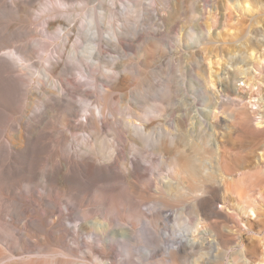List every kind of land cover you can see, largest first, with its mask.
<instances>
[{"label": "rangeland", "instance_id": "rangeland-1", "mask_svg": "<svg viewBox=\"0 0 264 264\" xmlns=\"http://www.w3.org/2000/svg\"><path fill=\"white\" fill-rule=\"evenodd\" d=\"M3 1L14 6L15 0ZM49 1L56 2L57 7L49 14L40 15V10ZM113 1L117 5V15L111 18L106 7L115 6ZM220 1L66 0L65 8L58 5L57 0H33L32 8L23 18H16L17 15L8 9L9 16L5 20L12 23L19 34L11 44L29 48L32 52L29 63H34L30 70L42 71L40 76L34 74L31 77L30 70H19L13 66L12 77L17 80L18 89L15 108L6 110L11 113L6 112L10 116L8 127L16 128L18 122L25 118L30 88L36 87L40 78L47 80L45 68L48 61L63 54L67 70L51 78L53 81L63 80L67 87L62 102L71 108L70 125L75 130L70 132L61 125V111L43 124L38 130L36 143L40 149L32 153L34 160L25 162L30 167L29 176H26L20 173L19 167L23 163L17 157L15 147L5 129L0 128V156L3 169L8 173L3 175L4 195L23 203L19 216L9 214V208H6L0 217V250L5 260L26 264L36 260L49 262L58 257L65 264H173L166 250V247H171L176 249V264H232V252L241 248L248 251V264H264V149L260 145L264 139V124L260 114H256L258 97L264 96V0ZM89 11L103 22L98 35L90 36L93 46L102 40L98 48L100 58H82L88 69L98 76L95 84L92 78L83 76L82 65L69 48H63L60 29L47 31L44 23L52 17L85 16ZM121 22L133 24L136 33L132 36L123 34L117 42L112 36V28ZM249 31L252 33L250 40L246 39ZM70 42L74 47L81 45L75 35ZM45 44L47 47L43 48ZM249 46L254 49L253 54L258 60L249 66L253 75L241 73L238 78L230 79L226 71L232 72L233 66L228 63V56L241 60ZM12 50L11 47L2 50L0 55L4 53L5 59L9 60L5 54ZM196 57L202 64L201 70L210 71L212 83L198 80L193 66ZM10 61L7 62L12 66ZM115 62L123 63L133 73L132 85L126 90L129 97L124 91H114L107 103V121L100 123L99 134L114 144L117 159L104 161L105 164L101 162L102 165L97 162L101 167L98 170V164L89 154L74 153L72 148L78 147L82 135L91 132L89 127L80 125V121H85L84 115L91 112L98 116L96 108L102 100L106 82L111 80V66ZM245 67L243 65L241 69ZM221 79L227 81L234 92L215 99L217 107L208 106L211 101L205 87L217 91ZM223 88L219 86V89ZM127 108H134L141 114L145 112L144 115L148 114L153 119L149 127L151 135L146 142L134 135L129 136L126 128L121 126L119 119L125 117ZM203 109L207 111L202 112ZM178 117L183 121L179 130L176 128ZM63 133L68 135L69 144L60 142V137L65 135ZM173 135L179 137L173 152H182L184 162L178 164L172 173L168 164L173 154H168L167 149L172 146ZM157 138L165 141L164 151L155 149ZM197 140L206 145L219 144L222 158L216 166L227 176L220 184L216 198L206 207V217L195 224L189 216L195 198L189 192V186L199 184L202 177L195 159L198 154L191 144L185 143ZM36 145L34 147L37 148ZM56 150L59 154L54 157L53 166L57 168L67 160L75 176L88 185L92 183L89 169L94 162L92 167L98 171L106 172L108 168L106 173L112 176L109 183L116 188H125L128 168L134 169L137 175L133 178L130 192L145 200L136 198L119 213L126 222H136L138 228L146 227L151 231L156 228L158 236H168L169 241L153 248L149 256L147 242L142 238L108 247L98 241L92 242L85 233H76L74 226L77 223L95 219L103 209L112 210L109 196L104 200L98 195L97 183L86 192L71 189L75 199L66 192H57L60 199L55 201L49 212L43 211L35 200L49 199L43 192L44 182L40 173L50 168V165L45 166L46 160ZM128 159H134L132 166ZM250 163L255 167L250 168ZM14 167H18L17 170H13ZM175 180L182 185L181 190L176 189ZM164 183L167 186L164 187ZM158 200L163 201L164 206L156 204ZM158 211L163 213L157 219ZM111 213L114 225L121 223L117 214ZM167 213L173 215L166 219L164 215ZM37 216L44 231L64 233L63 242L67 247L50 240L44 231L36 228ZM225 226L236 233L226 232ZM208 228L219 230L221 245L229 247L224 249L219 263L213 259L215 246L207 245L202 249L190 246L193 236L195 241H201L197 238L201 235L198 230ZM181 234L184 235L182 245L178 239ZM92 248L104 253L103 258H96Z\"/></svg>", "mask_w": 264, "mask_h": 264}, {"label": "bare ground", "instance_id": "bare-ground-1", "mask_svg": "<svg viewBox=\"0 0 264 264\" xmlns=\"http://www.w3.org/2000/svg\"><path fill=\"white\" fill-rule=\"evenodd\" d=\"M32 1L33 0H15L14 2L13 0L14 6H11L7 4L5 1L0 0V51L8 49L10 47L13 48L12 51L7 52L5 54V56L6 55L8 56L7 58L10 57L11 61L10 59L9 60L5 59L6 57H4V53L3 55L2 54L0 55V128L5 129L6 135L9 137L10 142L15 147L18 155L17 157L19 158L20 162L23 163V166L19 167L21 170L20 173L26 174V176H29L30 167L29 165H25L26 164L25 162L27 160L28 161L34 160L32 153L40 149L39 146L36 145V143L39 134L38 130L41 128L43 124H47L48 122H50L51 118L53 116H56L58 111H61L62 112L61 122H60L61 125L66 127L67 130L69 129L70 132L75 130V128L70 125V117L73 115L71 108H69V106L65 105L62 102V95L66 92L65 90L67 87L63 80L59 79L57 81H53L51 78V76L65 72L67 70V66L64 63L63 54L60 55L58 54L59 57L53 56L50 58V60L48 61V67L45 68V70L47 71V77H48L47 80H43V78H40L38 85L36 87L34 86L35 88L34 87H32V89L30 88L28 94L26 93L27 108L25 109V118L18 122V126L16 128L8 127L10 116L7 114L9 112L6 110H9L11 108L13 110L15 108L14 99L18 89L17 80L12 77L13 68L16 67L19 70L20 69L30 70V68L33 67L34 63H29V61L31 60V53H32L30 52L29 48H27L25 45L23 46L19 44L13 46L11 44L12 40L17 38L19 34H18V30L15 29L14 25L9 21L5 20V17L9 16L8 9L10 8V12L17 15L16 18H23L24 15L30 11V8H32L31 7ZM216 1L221 2L220 0H216ZM57 4L67 8L66 0H57ZM113 4L115 6L106 7V11L108 14H110L111 18L117 15L116 12L117 5L115 1H113ZM56 7H57L56 2L49 1V3L45 4L44 7L40 10V15L49 14ZM44 23H45V29L47 31L60 29L61 31L60 33H62L60 35V38L62 39L63 48L64 49L69 48L71 54L81 63L82 72L84 73L83 76H88L92 78L93 84H95L96 80L98 79V76L95 75L93 71H90L88 69L87 65H85L84 62L82 61V58L85 59L100 58L101 54H99L98 48H100V44L102 40H100V43L95 44L96 46H93L91 45L90 36L98 35L100 28L103 26L102 20H100V18H98L93 11H89L85 16H80V15L75 16L74 14H71L68 17H66V19H64V17L61 18L59 16L52 17L44 21ZM132 26L133 24L131 25L130 23L121 22L116 26V28H112V36L115 38L117 42L120 41V38L123 34L132 36L134 35L135 32V28H133ZM74 35L81 41V45L79 47H74L70 42ZM251 36L252 33L251 31H249V34L247 35L246 39L250 40ZM45 46L46 44L43 45V48ZM253 52L254 49L249 46L245 50L244 56L241 60H235L233 56H228V61H229L228 63H230V66H233L232 72H230L229 70L226 71L230 79L238 78V74L241 73H248L250 75H253V72L249 68V66L250 65L253 66L254 61L258 62ZM7 61H10L12 66ZM238 64L240 65L238 66ZM201 65L202 64L200 60L197 57L196 59L194 58L193 66L195 68V74L198 80L202 82H206L207 84H210V82L212 83V80L210 78V71L201 70L200 68ZM243 65L246 66L245 69H241L243 68ZM111 70H112L111 80H109V82H106V87L102 94V100L99 102L98 105L96 104L97 105L96 111H98V116H95V114L91 112L89 115H84L85 121H80V125L89 127L91 129V132L88 135H82L81 143L78 145V147L74 149L72 148V150H74V153L89 154L96 162V164L100 163L101 165L104 163V161H111L112 159L117 157L116 156L117 149L114 146V144L108 143L107 140L104 137H101L99 134L101 128L100 123H104L107 121V115H106V111H108L107 103L110 99L111 94L114 91H124V94L129 97L128 95L129 93L126 92V90L132 85V78H133V73L129 72L127 70V67L123 66V63L121 62H115L114 64H112ZM41 72L42 71L40 70H36V72L31 71L30 76L32 77L34 74L40 76V74H42ZM219 86H223L224 88L221 90L219 89ZM208 88L209 86L205 87V93L208 95L211 101V105L208 106H212V107H217V102H215V99L219 98L223 94L231 95L234 92V89L230 86V84L223 79L220 80L219 85L217 86L218 88L217 91H210ZM260 93L261 92H259V94ZM211 97H213V99H211ZM256 103L257 102H255L254 105ZM256 106H258L259 109L258 111L256 110V114H260V118L262 119L261 122H263L264 124V96L258 97V103L256 104ZM204 111L207 110L203 109L202 112ZM126 112H127L126 115L125 114L123 115L125 117L119 119L121 126L126 128L129 136L134 135L137 138L141 139L142 141L146 142L151 135L152 129L149 127L153 124V119L149 117L148 114L144 115L145 112L143 114L138 113L137 110H134V108L129 109ZM111 115L115 117L113 113H111ZM20 118H23V116ZM137 120L139 121V123L136 124L135 122ZM178 121L179 122H177L176 124L177 130L181 129L183 126V121L181 117H178ZM177 137H178L177 135H173L170 141L172 146L171 148L167 147L168 154H173V156L170 157L172 161H170L168 164L169 170L172 173L177 170L178 164H183L184 162L182 152L178 154H176V151L173 152L175 149L174 144H177L176 143ZM67 140H68L67 134L62 135L60 137V142L64 143V145L68 143ZM164 142L165 141H163L162 138L156 139L155 149H157L158 152H160L159 150L162 149L163 151L165 150L166 145L164 144ZM34 144L37 146V148L34 147ZM185 144L187 145L191 144L194 152L198 154V158L195 159L196 162L199 163V167L201 170V177H202L201 182L199 184L189 186V192L191 193V195L195 197L193 199V204L191 206L189 216L190 219L195 221V224H198L200 220L206 217L205 209L216 198L215 195L219 190V186L221 183L225 182L224 181L225 176L227 175L224 173V171L218 169L216 166V164L220 160V157L222 158V154L219 151L220 146L217 142L215 145L213 144L206 145V143L201 142V140H197L196 142L185 143ZM260 145L261 148L264 149V139L261 141ZM110 149L112 151H110ZM108 151H110V153ZM58 154L59 151L56 150L51 155L50 159L46 160L47 164H45V166L50 165V168L44 171H42L41 169L42 172L40 173L41 174L40 176L43 178V182H44L43 192L46 194V196L49 197V199L44 200L42 198L39 199L37 198L38 200L37 199L35 200L38 201L36 203L37 205L41 206L43 211L49 212V210L53 208L55 201L60 199L59 197L60 194L58 195L57 192L58 193L66 192L73 199L75 197L74 196L75 194L71 192V189L74 188L81 189V191L86 192L92 186H94V184L96 185L97 183L95 187L97 189L98 195H100L101 198L104 200H106L107 199L106 197L109 196L110 200L108 199L107 200L110 201V206L112 210L103 209L104 211L102 210V213L98 214L95 217V219H87L85 221H81L77 223L74 226L76 233H85L88 235V237L91 238L92 242L98 241L102 246H108V247L116 244H127L132 242L133 240H138L139 238H142L147 242L146 248H147V254L149 256L151 255L153 248H156L159 244H166V242L169 241L168 236H158L156 228L154 231H151L146 227L138 228L136 226V222L130 220L126 222L125 217L119 213L121 209L128 207L133 200H136V198L139 199L143 198L142 196H137V197L133 196L132 194L133 192L132 193L130 192V188L134 185L133 178H135V176L137 175L134 169L128 168V174L125 177L126 180L125 188L124 187L116 188L115 186L109 183L111 182L110 180L112 179V176L111 174L106 173L109 172V170L107 171L108 168L105 169L103 165L104 167L103 169H105L106 172L98 171L99 169L101 170V167L99 168L100 165L98 164V166L96 165V168L98 167L97 168L98 170L94 169L95 162L89 156L90 159L94 162L93 163L94 166L92 167L93 164L90 165L89 172L91 175L92 183L88 185L83 181H81L79 178H77V176H75V174L73 173L74 172L73 168L71 167L70 163L67 160H63L62 164H59L57 168L53 166L54 165L53 161L55 160L54 157L58 156ZM14 158L16 159V157ZM133 160L134 159H130V160L128 159V161H130V164L131 162H134ZM200 160L202 161L201 164H200ZM2 161L3 160H1V156H0V217L2 212L6 208H9V214H13L17 217L21 213L20 207L22 206L23 203H21L20 200L18 201V199L15 198L10 199L8 196L4 195L6 194V191H4V185L2 184V182L4 181L3 175H8V173L4 171ZM132 165L133 163L131 164V166ZM254 167H255L254 164H251L250 168H254ZM17 168L18 167H14L13 170H17ZM237 170L238 168L236 167L235 171ZM165 184L166 183H164L163 185L164 187L167 186ZM174 185L177 190H181L183 188L182 185H180V183L177 180L174 181ZM225 188L227 189L226 186ZM199 193L200 195H198ZM157 203L161 206H164V202L161 200H158L156 204ZM33 212L36 214L37 213L36 209H34ZM111 212H115L117 214V217L119 220H121V223L117 222L118 224L114 225V220H113L114 216L112 217ZM162 213H163L162 211H158V213L155 215L156 216L155 218L157 219L160 218L159 214ZM95 214L97 213L95 212ZM172 215H173L172 213H167L164 216L166 219H169ZM190 223L191 222L189 221L188 224ZM35 226L37 229L44 231V227L41 223V219L38 216ZM224 230L231 234L236 233L235 231H232L231 228H228L226 226ZM44 232L46 233V235L49 237L50 240L59 244L62 243L64 244V246L67 247V245L63 242L64 233L62 232L48 233L46 231ZM198 233H200L201 235H198L199 237L197 236V238L198 240L200 239L201 241L200 242L195 241L194 239L195 237L193 236V240L191 241L190 246L194 248L198 247L199 249H202L204 246L207 245L215 246L216 249L213 259L218 263L221 262V260L223 259L222 256L224 254V249L228 250L229 247L227 248L221 245V242L219 240V238H221L220 231L219 230L217 231L213 228H208L206 230H198ZM182 236L184 235L181 234L180 237H178L180 241V245H182L181 242ZM173 242L175 243V241ZM96 250L92 248V252L96 253L97 255L96 258L102 259L104 253ZM166 250L171 262L173 264L174 263L176 264L177 262L175 256L176 249L171 247L169 248L166 247ZM231 255H233L232 264H248L247 249H241V248L237 249L233 251ZM0 264H17V263L14 262V260L12 259L5 260V255L0 250ZM26 264H65V263L62 259L55 257V259L53 258L49 262L36 260Z\"/></svg>", "mask_w": 264, "mask_h": 264}]
</instances>
